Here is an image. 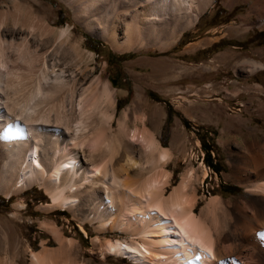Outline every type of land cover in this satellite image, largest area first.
I'll return each mask as SVG.
<instances>
[{"label": "bare ground", "instance_id": "bare-ground-1", "mask_svg": "<svg viewBox=\"0 0 264 264\" xmlns=\"http://www.w3.org/2000/svg\"><path fill=\"white\" fill-rule=\"evenodd\" d=\"M68 1L81 23L112 48L122 50L144 45L154 33L160 37L167 23L172 24L168 39L174 38L179 25L182 26L179 10L182 11L180 8L185 2L161 0L155 5L150 0ZM210 1L187 0L196 13H190L192 10L186 13L189 20L184 26L195 21ZM252 5L264 15V0H252ZM6 20L9 16L0 14V78L6 64L5 42L24 41L27 36L38 33L39 40L45 39L42 53L49 57L47 67L42 63L48 73L57 76L60 87L64 82V66L50 59L52 44L62 45L67 30L60 28L51 43L55 29L41 18H25L16 30L14 25L19 19L14 15L11 20L14 25L9 31L2 27ZM137 30L143 33L141 39ZM231 33L229 30L228 34ZM234 56V51L228 52L229 60ZM240 64L247 66V75L264 66L252 58H244ZM81 84L83 89L76 92V98L69 86L70 98L74 99L68 109L64 95L60 94L45 108L32 105L21 112L14 111L3 99L5 94L0 82V122L5 120L6 126L3 136L6 141L0 137L4 141L0 142V191L6 193V183L17 178H20L18 189L30 182H39L51 198V203L44 207L47 210L75 205L84 218L98 221L96 227L100 233L117 228L127 234L123 239L93 238V244L104 258L107 255L126 258L127 264H264V139L260 138L258 129L253 130L246 125L247 119L238 117L234 121L247 126L245 134L234 126L224 128L223 143L230 156L227 174L244 186L245 192L236 199L219 195L209 198L205 205L211 216L208 220L201 212L193 211L197 192L193 183L196 176L191 169L165 196L170 173L162 166L170 156V149L161 145L145 127L129 129L127 109L122 111L117 127L113 128L117 90L110 82H100L93 88L87 87V81ZM234 86L233 83L232 90L227 92L228 99L240 95ZM85 89L88 90L83 93ZM243 92L250 96L244 104L247 110L254 105V97H258L256 110L264 112L261 83L244 82ZM155 112L159 114V110ZM91 114L98 116L95 122ZM143 157L152 160L155 171L136 179L144 169L139 162ZM218 208L221 213L215 218ZM40 226L56 245L50 247L42 241L40 250L30 251V264H90L75 258L73 239L65 237L57 225L44 220Z\"/></svg>", "mask_w": 264, "mask_h": 264}, {"label": "rangeland", "instance_id": "rangeland-1", "mask_svg": "<svg viewBox=\"0 0 264 264\" xmlns=\"http://www.w3.org/2000/svg\"><path fill=\"white\" fill-rule=\"evenodd\" d=\"M150 1L157 5L161 0ZM182 5L178 20L184 26L189 20L188 12H196L187 0ZM3 13L9 16L2 25L8 31L14 25L11 21L14 15L19 19L14 25L16 30L25 18L46 21L55 29L51 43L60 28L67 30L62 45L52 44L50 59L64 66V82L60 87L57 76L45 69L49 57L42 53L45 39L39 40L38 33L27 36L24 41L5 42L6 64L0 82L5 94L3 99L10 108L21 112L32 105L45 108L61 94L68 109L74 99L70 98L69 86L74 89L76 98L83 89L82 81L93 88L108 80L117 90L113 128L117 127L122 111L127 109L129 129L145 127L161 145L170 149V156L162 166L170 173L165 196L188 169L196 176L193 183L197 200L193 211L201 212L208 220L211 216L205 205L213 195L236 199L244 194L245 187L227 174L230 156L223 143V130L229 125L245 134L248 125L253 130L258 129L260 138L264 139V112L256 110L259 98L254 97L253 109L247 110L244 105L250 97L243 92L244 82L261 83L264 91V15L259 14L252 0H211L195 21L184 27L179 25L174 38L168 39L172 24L167 23L160 37L154 33L144 45L136 44L125 50L112 48L81 23L68 0H0V14ZM137 32L141 39L142 31ZM231 50L235 56L229 60ZM244 58L260 61L263 67L247 75V66L240 64ZM233 83L240 95L228 99L227 92L232 90ZM261 96L264 100L263 92ZM8 111L11 113V109ZM10 113L8 119H11ZM91 116L94 122L98 118L95 114ZM237 117L247 119L246 125L241 121H237L240 125L236 124ZM1 122L0 137L6 141L3 138L5 120ZM1 138L0 142H4ZM202 146H207L209 154H204ZM207 158L214 161L217 171L207 165ZM139 162L144 169L136 179L154 173L150 158L143 157ZM19 179L6 183V193L0 191V264H30V251L40 250L42 241L54 247L56 244L40 226L44 220L53 222L65 237L73 239L75 258L90 264H127L126 258L110 255L104 258L92 242L95 236L123 239L127 234L117 228L100 233L96 227L98 221L84 218L75 205L47 210L44 207L51 203V198L45 186L33 181L18 189ZM220 213L221 208L216 209L215 218Z\"/></svg>", "mask_w": 264, "mask_h": 264}, {"label": "trees", "instance_id": "trees-1", "mask_svg": "<svg viewBox=\"0 0 264 264\" xmlns=\"http://www.w3.org/2000/svg\"><path fill=\"white\" fill-rule=\"evenodd\" d=\"M168 107V105H166V108ZM202 150L204 151V154H209L208 148L207 146H202ZM206 163L207 165L211 166L215 171H217L218 169L215 167V163L211 158H207L206 159Z\"/></svg>", "mask_w": 264, "mask_h": 264}]
</instances>
